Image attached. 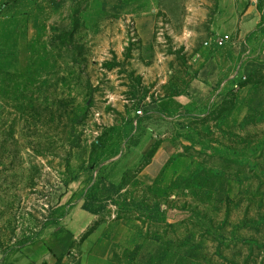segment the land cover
Returning a JSON list of instances; mask_svg holds the SVG:
<instances>
[{
  "label": "rangeland",
  "instance_id": "374dc122",
  "mask_svg": "<svg viewBox=\"0 0 264 264\" xmlns=\"http://www.w3.org/2000/svg\"><path fill=\"white\" fill-rule=\"evenodd\" d=\"M145 1L0 0V257L84 209L113 264H264V63L192 98L217 0H157L151 42Z\"/></svg>",
  "mask_w": 264,
  "mask_h": 264
},
{
  "label": "crops",
  "instance_id": "0c3cea01",
  "mask_svg": "<svg viewBox=\"0 0 264 264\" xmlns=\"http://www.w3.org/2000/svg\"><path fill=\"white\" fill-rule=\"evenodd\" d=\"M127 1L103 0V7L108 12L124 13ZM145 2L143 9L131 14L138 16L135 22L142 40L151 42L157 0ZM213 7L216 10L210 29L232 39L218 47L217 55L205 58L199 79L189 89L194 99L210 94L221 75L219 63L235 62L240 57L249 63H264V0H217ZM94 220L93 213L79 209L69 216L65 228L44 231L27 247L0 257V264H113L110 256L114 238L102 230L88 231Z\"/></svg>",
  "mask_w": 264,
  "mask_h": 264
},
{
  "label": "built area",
  "instance_id": "2783aa9c",
  "mask_svg": "<svg viewBox=\"0 0 264 264\" xmlns=\"http://www.w3.org/2000/svg\"><path fill=\"white\" fill-rule=\"evenodd\" d=\"M229 37H230V36H229L228 34H225L224 37L218 42L219 45L224 44L225 40H226V39H229ZM224 38H226V39H224Z\"/></svg>",
  "mask_w": 264,
  "mask_h": 264
}]
</instances>
